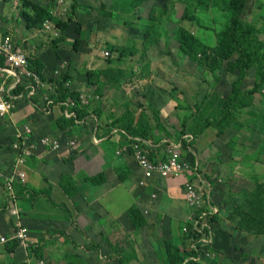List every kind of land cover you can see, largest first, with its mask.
Returning a JSON list of instances; mask_svg holds the SVG:
<instances>
[{
  "label": "rangeland",
  "instance_id": "rangeland-1",
  "mask_svg": "<svg viewBox=\"0 0 264 264\" xmlns=\"http://www.w3.org/2000/svg\"><path fill=\"white\" fill-rule=\"evenodd\" d=\"M33 1L50 6L52 14L55 12L58 15H55V19H46L36 26H31L30 20L22 12L25 10L34 14V11L23 5V0H0V44L6 36H9L11 41L21 47L27 56L37 53V51H43L41 54L48 60L49 71L45 74L48 81L44 82L45 95H40L39 91L36 94L40 95L39 106L46 110L45 114L49 115L47 117L50 119H54V116H50L53 113L52 107L56 104L61 106V103H54L48 108L50 103L48 104L47 100L44 102L46 96L51 98L50 95L56 92L55 84L49 78H60L67 71L70 77H73V74L75 77L77 76L72 82L73 88L79 87L80 92L89 95L94 94L97 85L87 83L86 72L90 69H102L104 71L100 81V85L103 87L102 92L107 85L119 90L116 100L114 99L115 95H112L108 102L115 110L120 109L121 115L118 114L114 120L115 123L122 125L134 121L138 125L145 126L148 123V118L146 119V114L143 111L146 109L153 111L154 117L159 121L160 111H156L154 104L168 107L167 105L172 103L174 108L180 109V111L175 110L177 114L167 112L166 116L169 119L170 114L176 115L173 117L176 126L172 132L166 134L167 140L163 142L165 146L171 141L169 138L179 136L173 134L182 135V130H188L190 116L194 115L192 113L197 108H202L204 104L209 103L211 92L219 91L222 97H226L228 91H231V82L238 77V70L229 71L227 69L228 59L220 54L218 48L216 32L223 27L227 19V11L222 10L221 4H215L211 9H203L195 4L190 5L189 12L198 16L197 20H190L181 18L188 0H146L132 9H129L130 0H78L75 19L69 22L65 29L68 36L64 40L58 41L57 38L61 34L59 22L68 19L73 0ZM214 1L220 3L218 0ZM245 7L246 12L243 17L253 24L249 34V49L264 57V0H246ZM162 8L167 10L166 14L161 13ZM150 13L154 17L161 16V20L157 22H159V31L164 30V33L161 34L158 42L148 45L146 26ZM77 21L83 23L81 32L76 31ZM178 27H184L187 31L206 41V50L193 53L190 57L180 54L174 37V30ZM75 38L80 40L77 47L73 46ZM111 45L124 48L126 53L121 56L118 50L110 47ZM58 53L61 55L58 56ZM263 59H260L258 64L264 63ZM97 63L107 66L98 67ZM262 65L264 69V64ZM145 78L151 80L144 83ZM255 79L256 69L254 67L250 76L244 79L242 87L250 89L254 85ZM4 80L11 84L13 78L1 74L0 82ZM23 82L28 84L27 80ZM81 83H83L82 87ZM65 84L68 86L69 80ZM102 92L101 94L97 93L98 98L91 100L90 109L96 113L101 111L100 106L105 99V97L102 98ZM70 98L72 97L67 98L65 103ZM72 100L75 101V104L70 107L73 109L77 102L73 98ZM52 102H54L53 99ZM31 103L36 104L33 101ZM134 110L138 112V117L134 116ZM60 115L71 117L65 115L63 109ZM30 116H27V120L23 118L22 121H14L13 114L4 115L2 117L9 119L8 126L5 128L3 121L1 122L2 117L0 118V205L4 202L2 208L8 215L11 232L15 228L12 224L14 219H11L6 210L8 209L9 189L13 187L16 195L25 191L28 169H22V173L26 174L25 181L17 179L16 171L13 169L14 159L17 155V149L15 150V145H18L17 135L20 131L23 134L28 132L30 128L33 141L41 139L45 135L53 136L55 134V132L43 134L47 132L44 129L37 132L35 125H31ZM232 116L234 118L231 125L229 124L225 128L227 131L225 136L218 139L214 128H211L213 133L207 135L209 141L213 139L216 144H209L210 148L205 145L206 149L202 153V157L206 158V166L209 164L211 168L217 170L216 172L212 170L210 173V175L215 174V178H210V175L205 178L207 181H213L212 183L216 185L218 193L216 197L219 203H222L223 198L228 205L223 209L227 213L229 225L242 234V244H236L232 248L233 252L243 251L241 254L247 257L244 260H248L249 264H254L256 261H261V256L257 251L264 250V241L262 240L264 238V84L260 91L249 94L246 105L237 108ZM4 118L2 119L4 120ZM45 121L52 126L49 131H59L52 120L45 119ZM237 123L240 124L238 127H236ZM162 129L165 128L162 127ZM62 132L59 131L62 138L69 135ZM221 133L219 131L217 135ZM11 134L14 136V141L11 146L12 150L9 151L7 135ZM147 134L150 135L148 132ZM187 148H189L188 145L186 148L182 146V156L186 153ZM248 148H250L248 153H243V155L240 153L241 150ZM44 152L46 151L38 147L37 156L44 155ZM207 157L209 158L207 159ZM203 170H206L205 173L207 172L205 166ZM8 181H13L11 187ZM18 205L24 224L27 226L26 217L31 216V212L27 211L29 205L22 203L20 199H18ZM6 222L8 223V221ZM176 228L174 226L173 234L178 240L180 235ZM27 230L25 246H28L19 245L12 257L16 256L14 258L16 261H23L26 264H46L42 258H30L34 261H28L27 253L39 243L37 241L30 242L35 235L30 234L28 227ZM4 232L5 229H0V239L7 235ZM247 235H252L253 239L247 240L245 238ZM171 236L164 234V237L160 239L161 249L164 253L161 256H165L164 240ZM180 246V255L182 256L180 262L182 264H187L188 261L190 264L195 263L199 258L208 259L205 256L213 253L206 249L205 245L200 247L197 251L198 256L194 257L192 253H196V250L193 245L190 246L187 242ZM3 247V244L0 245L4 251ZM117 249H119V244L116 245ZM125 250L124 248L121 251ZM134 250V246L131 244V247L126 250L127 255L132 257ZM216 257L217 254L209 258L211 264H223L217 261ZM163 263L167 264L166 258ZM231 263L238 264L235 260H231Z\"/></svg>",
  "mask_w": 264,
  "mask_h": 264
},
{
  "label": "crops",
  "instance_id": "crops-1",
  "mask_svg": "<svg viewBox=\"0 0 264 264\" xmlns=\"http://www.w3.org/2000/svg\"><path fill=\"white\" fill-rule=\"evenodd\" d=\"M41 52L43 51H37L34 54L38 55L45 63L43 71L45 76L49 71L48 60ZM60 55L58 53V56ZM96 65L102 68L107 66L101 63ZM75 78L77 76L75 77L74 74L73 77L69 75L68 86L70 88H73L72 82ZM150 80V78H145L144 83ZM80 86L82 87L83 83ZM78 88L73 89L78 90ZM118 92L119 90L112 86H105L102 92V98L105 97V99L101 103V111L96 113L91 110V114L86 120L73 125L70 128V133L66 132L69 134L68 136H75L78 141L76 148L69 153H73L74 157L70 159V155L65 150L61 152L46 151L44 155L33 157L28 162L25 189L29 187L44 192L41 191L34 195L23 192L20 193V200L29 205L27 211L31 212V216L26 217V222L30 234L35 235L30 242L37 241L39 243L41 258L45 260L46 264H164L165 256H161L164 253L161 249L160 239L164 237V234L171 236L175 232L174 226L177 227L181 222L190 220L195 215V210L191 209L186 202L184 182L188 178L193 179L194 182L201 178L203 185L211 188L212 205L219 209V222L212 228L214 231L212 246L221 250L220 254H217L216 260L223 264H233L231 260H235L238 264H249L248 260H244L247 257L241 254L243 251L233 252L232 248L236 244H242V234L229 225L227 213L223 209L228 205L223 198L222 203H219L216 197L218 196L216 185L205 178L210 175L212 170L214 172L217 170L211 168L209 164L206 166V158L202 157V153L206 149L205 145L210 148L209 144H216V141L213 139L209 141L207 137L208 133H213L211 132L213 127L206 128L193 142L192 151L195 154L196 162H198V172L179 174L173 177L155 174L145 186H141L139 184L143 178L141 167L131 154L117 153L121 144L129 143L125 135L127 133L118 123L114 122L120 109L118 108L117 111L111 103H108L112 95H115L114 99L116 100ZM39 100L41 99L39 98ZM167 106L161 107L159 104H154L156 111H160L159 121L154 117V112L148 109L143 111L146 114V119L148 118V123L145 126H138L136 122L131 121L132 125L141 127L150 134L146 142L149 144L151 156L157 158L155 160L166 157V145L164 146L163 142L166 140V134L172 132L176 126L173 119L176 115L170 114L169 117L172 119L170 121L166 116L167 112L180 111L179 108H174L172 103ZM61 110L60 105H54L53 113L50 115L54 116V119H50L47 117L49 115L37 112L34 103H29L14 111L13 120L22 121L23 118L26 119L27 116L34 115L37 120L34 121L37 132L43 129L50 132L49 129L52 126L45 119L52 120L54 123L55 118L60 116ZM137 113L134 110L135 117L139 116ZM59 131L62 130L59 129ZM214 131L218 139L225 136L224 132L217 135L218 129L216 128ZM241 131L243 132V130ZM246 133L249 134L248 131ZM58 135L61 134L58 133ZM173 135H179L169 138L176 142L187 140L188 143L193 138L189 133ZM249 149L241 150L240 153L242 155L248 153ZM204 166L207 169L206 173L204 172L206 170H203ZM65 176L72 178L76 188V192L72 196L68 195L61 187V181ZM210 177L215 178L216 175L211 174ZM90 178H96L97 182L93 183L89 180ZM205 181L207 184L204 183ZM3 204L4 202L0 205V229H5L4 233L9 236L11 228L8 215L2 208ZM134 205L139 208L146 219L145 226L140 229L133 227L127 215V211ZM221 209L222 213L220 214ZM245 238L253 239L252 235H247ZM262 240L264 241V238ZM117 244H119V249L116 250ZM131 244L135 249L132 257L126 253ZM41 245H43L42 249H40ZM124 248L126 250L122 252L121 250ZM255 250L257 251V249ZM15 252L8 253L0 248V264H26L23 261H16L14 259L16 256L12 257ZM257 252L261 256V261H256L254 264H264V250ZM212 255L215 256V253ZM212 255H206L205 257L208 259L199 258L197 262L191 264H211L209 258H212ZM32 258L37 257L33 256ZM27 259L29 262L30 260L34 261V259Z\"/></svg>",
  "mask_w": 264,
  "mask_h": 264
},
{
  "label": "trees",
  "instance_id": "trees-1",
  "mask_svg": "<svg viewBox=\"0 0 264 264\" xmlns=\"http://www.w3.org/2000/svg\"><path fill=\"white\" fill-rule=\"evenodd\" d=\"M146 0H130L129 2V9L134 8L139 3H143ZM220 3H215L214 0H188L186 2V8L184 9V12L182 14V19H190V20H197L198 16L195 14H191L189 12V6L192 4L197 5L198 7H201L203 9H211L212 6L215 4H221L222 10L227 11L226 17L227 19L224 22L223 27L216 32V36L218 39V48L220 51V54L225 58L228 59L227 63V69L229 71L238 70L239 74L236 79H234L231 82V91H228V94L226 97H222L219 91H213L210 93V99L209 103H206L203 105L202 108H197L194 114L191 117V121L189 123L188 130H182L181 133H189L193 136L190 142L182 141V146L186 148V145H188L189 148L186 149V153L184 154V158L186 160H189L192 166L195 167V172L199 171L198 165H196V158L195 154L193 153V142L197 138L198 135H200L206 128L213 127L218 129V132L221 131L222 133H227L226 126L231 125V122L233 120L232 114L234 111L239 109V107L245 106L247 99L249 97V94H254L258 91H260L261 86L264 84V69L262 63L261 65L258 64V61L263 56H259L256 52L250 51L249 45H250V38L249 34L251 33V29L253 28V24H251L248 20H246L243 15L246 12V0H218ZM23 5L30 7L34 14L30 11L27 12L23 10L22 14L27 17L28 20H30L29 24L31 26H36L40 24L41 22H44L46 19H55L56 16L52 14L50 6H44L40 2H36L33 0H23ZM77 6H78V0H73L71 2V11L68 16V19L59 22L60 28H61V34L57 38L58 41L64 40L65 36L68 35V33L65 31L67 25L69 22L74 21L76 12H77ZM167 10L165 8L161 9L162 14H166ZM114 13V12H113ZM114 15V14H113ZM55 16V17H54ZM33 20V21H31ZM161 20V16L154 17L152 13L149 15V21L146 26L148 29L146 40L148 41V45L156 43L159 41L160 36L162 33H164V30L159 31V22ZM83 25L82 22H76V31L81 32V26ZM174 37L177 41V49L180 52V54H184L188 57H190L193 53L203 52L207 48L206 41L201 39L199 36L193 34L192 32L187 31L184 27H178L174 30ZM80 42L79 38H75L74 47H77L78 43ZM113 46V47H112ZM114 50H118L120 52V55L126 53L124 48L118 47L117 45H111L110 46ZM264 60V59H263ZM28 66L32 70L36 71L42 78L43 81H48L47 78L44 76V68L45 63L39 58L38 55L32 54L28 56ZM8 65V61L0 55V66ZM256 69V79L254 81V85L250 89H246L242 87V83L244 82V79L247 76H250V72L253 71V69ZM87 83L90 85H97L94 95L95 94H101L102 88L100 85L101 76L104 73L102 69H90L87 72ZM68 72H64L60 78H49L51 82L55 84V90L56 92L51 94L50 97L54 100V102L50 103L48 108L54 105V103H61V108H66L65 100L69 97H72L76 100L77 105L73 108L75 112L77 113L76 116L66 117L63 115H60L59 117L55 118L54 125L57 129H60L64 132L70 133V128L75 125L76 123H79V121L86 120V118L91 114L90 104H82L79 99L80 91L70 88L65 83L69 79ZM28 84H24V82L17 84V86L13 89V94H17L16 105L14 107L13 111H16L17 109H20L21 107L31 103L32 101L35 102V108L36 111L39 113H45L46 110H44L39 105V98L40 95L44 94L43 87L40 88L38 91L40 92V95H37L36 93L31 94L30 88H28ZM95 98V97H94ZM93 99V98H92ZM45 102V101H44ZM32 104V103H31ZM245 104V105H243ZM242 105V106H241ZM2 116H0L1 118ZM4 118V117H2ZM1 118V122L4 123L5 126H8L9 119L4 118V120ZM232 118V119H231ZM31 125H35V116L31 115ZM27 120V118H26ZM119 124V123H118ZM240 125V124H239ZM238 123L236 127L239 126ZM124 131L127 133L126 138L128 142H131L133 138L140 137L142 139L147 140L148 134L146 131L143 130L141 127H134L132 125V122L130 121L127 124L120 125ZM140 126V125H138ZM243 126V125H241ZM55 132V135H58L59 131H50ZM43 134H49L43 133ZM35 135V133H34ZM7 144L10 146L9 151L12 150V142L14 141V136L7 135ZM67 137H63V141L66 140ZM190 145V146H189ZM75 149V148H74ZM70 149L68 152V155H70V159L74 157L73 153L69 154L71 152ZM150 151V147H149ZM149 156L152 159H157L155 156H151L149 152ZM102 177V176H101ZM211 178V177H210ZM93 183H96V178H90ZM211 183L213 181H210ZM61 187L64 189V191L72 196L76 192V188L74 187L73 180L71 177L65 176L63 177L61 181ZM44 192L43 190H38L35 188H29L26 187L24 193L30 195V194H39ZM20 197V195H19ZM200 212L198 210H195V215L198 217ZM127 215L135 229H140L145 226L146 219L143 215V213L139 210L137 206H132L128 211ZM212 222V228L213 225L217 224L219 222V214L213 215L211 217ZM178 234L180 235L179 239L176 240L174 234L164 240V248H165V258L167 264H182L180 262V259L182 256L180 255L181 252V244L189 243L190 246H194V249L196 250V253H192L194 257L198 256L197 251L200 249L201 246H205L204 243L200 241L201 234L193 231L191 227V221L186 220L184 222H181L177 228H176ZM191 239H193V242H190ZM19 246L18 240H11L4 244V250L8 253H12L17 250ZM206 249L212 251L215 254H220L221 250H217L212 247H205ZM37 257L41 258V255L39 253L38 245H36L35 248L30 249L28 252V257ZM81 261V260H80ZM75 264V263H71ZM187 264H190L188 261Z\"/></svg>",
  "mask_w": 264,
  "mask_h": 264
},
{
  "label": "built area",
  "instance_id": "built-area-1",
  "mask_svg": "<svg viewBox=\"0 0 264 264\" xmlns=\"http://www.w3.org/2000/svg\"><path fill=\"white\" fill-rule=\"evenodd\" d=\"M53 15H58L53 13ZM0 54H2L8 61V65L0 66V75L6 77H12L11 84H8L5 80L0 82V116L9 115L14 113V107L16 105L15 98L17 94H13V89L19 82H28V88L30 93H36L40 88L44 87V82L41 76L28 66V56L24 50L15 45L9 36H6L0 44ZM98 98V94H85L80 92L79 99L82 104H90L92 98ZM51 103L52 99L45 97L44 101ZM75 104V101L70 98L66 103V108L63 109L65 115H75V110L70 108ZM31 128L28 132L23 134L20 131L17 135L18 145H15L17 155L14 159L13 169L16 171L17 179L25 181L26 174L22 173L23 168L28 167L29 160L37 156L38 147L48 152H61L65 150L69 152L70 149L76 148L78 141L75 136H67L63 141L61 135H45L41 139L36 141L31 140ZM18 146V148H17ZM149 144L142 138H133L131 142L121 144L117 149V153L122 154L124 152L131 154L136 163L143 170V178L139 181L141 186H145L147 181L155 174H159L163 177H173L179 174L194 173L195 167L192 166L189 160H186L182 156V143L170 141L167 143L165 152L166 157L164 159L154 160L149 156L148 151ZM9 186L13 181H8ZM184 192L186 196V202L188 206L193 210L200 212L199 216L193 215L190 219L191 227L193 231L201 234L200 240L202 243L211 247L214 242V231L212 229L211 217L219 214L217 206L212 205L211 188L204 186L201 178L196 182L193 179L188 178L184 182ZM19 195L15 194L13 187L9 189V202L8 209H6L14 225V231L9 236H3L0 239V244H5L11 240H18L20 246H25L27 236V226H25L22 212L18 205ZM193 241V239L191 240Z\"/></svg>",
  "mask_w": 264,
  "mask_h": 264
},
{
  "label": "clouds",
  "instance_id": "clouds-1",
  "mask_svg": "<svg viewBox=\"0 0 264 264\" xmlns=\"http://www.w3.org/2000/svg\"><path fill=\"white\" fill-rule=\"evenodd\" d=\"M135 138H137V137H135ZM140 138V137H139ZM145 140V139H144ZM167 140V139H166ZM182 143V142H181ZM149 151V150H148ZM196 165H198V162H196ZM19 199H20V197H19ZM4 245V244H3Z\"/></svg>",
  "mask_w": 264,
  "mask_h": 264
}]
</instances>
